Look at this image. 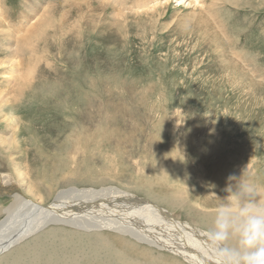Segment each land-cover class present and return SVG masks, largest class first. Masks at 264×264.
<instances>
[{"label": "rangeland", "instance_id": "374dc122", "mask_svg": "<svg viewBox=\"0 0 264 264\" xmlns=\"http://www.w3.org/2000/svg\"><path fill=\"white\" fill-rule=\"evenodd\" d=\"M1 1L15 26L1 16L8 33L21 20L28 30L46 3ZM50 2L51 24L20 35L30 39L20 66L0 47V171L19 167L24 185L46 197L50 184L67 186L63 176L99 188L119 186V174L164 192L170 183L160 177L172 171L216 189L237 179L239 165L264 177V0H170L122 14L111 1ZM213 15L226 33L206 19Z\"/></svg>", "mask_w": 264, "mask_h": 264}, {"label": "bare ground", "instance_id": "6f19581e", "mask_svg": "<svg viewBox=\"0 0 264 264\" xmlns=\"http://www.w3.org/2000/svg\"><path fill=\"white\" fill-rule=\"evenodd\" d=\"M50 1L45 0V5L40 4V9L35 14L37 16L41 8L43 12L39 14L40 17H36L38 21L29 26L31 29H25L26 26L23 28L21 20L18 23L21 24L20 31L8 33L3 28L5 24H0V33H3L0 35V47L2 51H7L4 58L13 61V66L21 65L19 57L30 40L26 38L30 37L31 30L39 31L44 28L45 23L47 26L51 24L50 7L53 4ZM102 1L115 3L122 14L128 9L139 11L145 8L152 11L164 7V3L170 0ZM176 1L186 3L188 0ZM217 1L219 0H215ZM226 1L234 3L235 0ZM204 2L205 0H190L189 4L203 6ZM205 8L201 7V11L206 15ZM0 11V17H3L6 26L15 28L10 25V12L5 11L1 0ZM31 11L34 12V8ZM214 17L217 15L206 16V19H213L214 25L223 31V21ZM25 30L29 35L20 37ZM82 96L89 100L87 94ZM85 106L90 113L91 106ZM5 140L2 138L0 142L4 143ZM6 159L12 165V159ZM243 167L244 165H239L238 170L232 171L236 180L227 178L224 181L226 184L217 189L205 184L204 180L191 176L189 171L166 172L160 177L170 183L166 185L165 192L164 189L157 190L154 185L158 182L153 180L134 183L125 181L117 173L114 177L120 180L119 186L99 188L68 186L75 183V179L73 176H63L62 185L67 186L54 191L50 184V189L46 192L48 197L46 194H37L32 185H24V173H20L19 167L13 169L20 176L18 179L17 176L14 177L16 172L13 175L8 170L0 171V186L20 189L19 193L10 195L12 202L9 206L0 204V215L7 214L0 220V264H201L205 257H208L206 264H212L211 256L203 247L204 231L212 226L217 206L224 203L223 199L228 195L225 189L230 184L246 183L264 194V177L255 171L253 165H249L248 168L251 169L247 171ZM207 178L211 182L218 181L214 174ZM191 182L196 183L198 189H193ZM171 183L178 185L172 187ZM203 184L205 185L201 187ZM138 191L145 192L146 197ZM176 208L180 209L181 215H185L188 221L173 215Z\"/></svg>", "mask_w": 264, "mask_h": 264}, {"label": "clouds", "instance_id": "9594fccd", "mask_svg": "<svg viewBox=\"0 0 264 264\" xmlns=\"http://www.w3.org/2000/svg\"><path fill=\"white\" fill-rule=\"evenodd\" d=\"M225 191L212 226L204 231L205 252L212 264H264V194L246 183L230 184Z\"/></svg>", "mask_w": 264, "mask_h": 264}, {"label": "water", "instance_id": "95a60500", "mask_svg": "<svg viewBox=\"0 0 264 264\" xmlns=\"http://www.w3.org/2000/svg\"><path fill=\"white\" fill-rule=\"evenodd\" d=\"M20 189L16 187H10L7 185H1L0 186V195H13L14 193H19Z\"/></svg>", "mask_w": 264, "mask_h": 264}]
</instances>
